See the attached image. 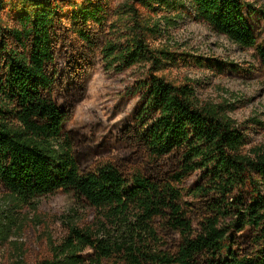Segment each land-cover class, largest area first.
<instances>
[{
  "label": "trees",
  "instance_id": "16d2710c",
  "mask_svg": "<svg viewBox=\"0 0 264 264\" xmlns=\"http://www.w3.org/2000/svg\"><path fill=\"white\" fill-rule=\"evenodd\" d=\"M0 0V251L32 201L72 198L84 217L8 264H264V145L247 149L237 101H202L191 66L264 80V11L247 0ZM6 14L11 17L7 21ZM191 20L253 65L154 46ZM171 42V41H170ZM99 67L145 70L115 133L65 129ZM250 125V124H249Z\"/></svg>",
  "mask_w": 264,
  "mask_h": 264
},
{
  "label": "rangeland",
  "instance_id": "374dc122",
  "mask_svg": "<svg viewBox=\"0 0 264 264\" xmlns=\"http://www.w3.org/2000/svg\"><path fill=\"white\" fill-rule=\"evenodd\" d=\"M247 1L255 9L264 11V0ZM25 3L26 0H7V7L16 13L26 7ZM10 17L6 14L7 21ZM253 30L257 43L264 45V24H255ZM167 43H176L177 47L174 48L177 52L232 62L245 68L253 65L248 52L239 50L226 38L215 35L205 26L191 20L180 24L171 31L170 36L156 40L154 46L163 47ZM157 75L169 80L187 77L195 81L196 95L202 101H237V109L229 116L238 124L249 122L246 148L264 145V80L261 77L244 76L242 73L238 76L215 77L194 64L162 69ZM144 78L145 70L142 68L115 73L99 67L92 75L86 96L77 104L70 120L64 123V128H79L85 133L96 135L120 130L132 120L139 100L134 89ZM84 215L72 198L66 195L54 194L32 201L20 214L24 224L2 247L0 264H8L19 250L29 252V259L31 250L46 247L49 239L56 242L63 235L68 221L83 218Z\"/></svg>",
  "mask_w": 264,
  "mask_h": 264
}]
</instances>
